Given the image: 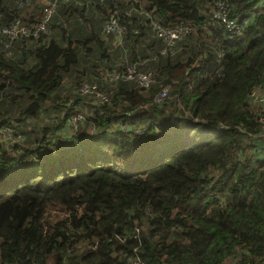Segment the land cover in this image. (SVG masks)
I'll return each mask as SVG.
<instances>
[{"label": "trees", "instance_id": "1", "mask_svg": "<svg viewBox=\"0 0 264 264\" xmlns=\"http://www.w3.org/2000/svg\"><path fill=\"white\" fill-rule=\"evenodd\" d=\"M215 1H57L46 32L0 33V129L21 135L0 138V264H264V0H220L248 20L234 37ZM44 3L0 0V27ZM153 23L190 31L163 52ZM131 67L149 89L106 79ZM82 82L108 96L87 115ZM52 204L68 219L48 224Z\"/></svg>", "mask_w": 264, "mask_h": 264}, {"label": "built area", "instance_id": "2", "mask_svg": "<svg viewBox=\"0 0 264 264\" xmlns=\"http://www.w3.org/2000/svg\"><path fill=\"white\" fill-rule=\"evenodd\" d=\"M57 1L69 0H45L43 9L41 11L40 20L34 24L23 22L22 19L16 18L11 24L5 27H0V33L7 36L10 40L24 37V36H38L40 33L48 30V24L55 10V3ZM103 1V0H101ZM28 3V0H20V5ZM212 18L224 26L225 31L231 36H238L242 33L244 26L248 23L246 18L237 20L229 17L228 5L224 1L217 0L214 2L212 9ZM156 36L164 43L163 52L172 48L175 43L181 40L189 31L188 25H178L173 27H163L158 23H153ZM123 27L120 25L117 18L111 15L103 25V32L105 34H115L120 42V36ZM9 44H6L7 48ZM106 79L110 82L118 80L134 81L138 87L147 90L155 82L151 72L138 71L135 68H128L125 72L113 70L106 74ZM80 94L91 98L93 104L103 105L108 102L107 94L100 88L97 83L82 82L78 88ZM168 94V88L163 87L154 96L155 103L163 102ZM250 100L261 107L262 116L260 121L263 126L260 130V137L264 141V85L254 88L250 93ZM83 120V115L75 113L70 117V126L75 130L79 122ZM0 138L8 143L19 142L21 140L20 134H13L10 129L1 128ZM133 264H143L140 260H134Z\"/></svg>", "mask_w": 264, "mask_h": 264}, {"label": "rangeland", "instance_id": "3", "mask_svg": "<svg viewBox=\"0 0 264 264\" xmlns=\"http://www.w3.org/2000/svg\"><path fill=\"white\" fill-rule=\"evenodd\" d=\"M109 42L112 43L110 40H109ZM112 55H114L113 52H112ZM90 56H91V58L93 60L96 59V57H95L96 54L94 52H92L90 54ZM100 73H101V71H97V73L96 74L94 73V75L95 76H99ZM86 75H88V74L87 73H83V74H78V75H74L73 76L75 78V87L78 85V83L80 81L88 80L89 79ZM83 105H84V107H83V109L80 112H82L83 114H86V115L87 114H91V112L95 108V106L93 105V102H92V99L91 98H89V100L83 98ZM66 135H67L66 132H61L60 133V132L56 131L54 136H58V138L56 139V141L59 143V142H62V141H64V140H66V139L69 138V136H66ZM67 216H68L67 212L59 204L49 205L47 207V209H46V212H45V220L50 225L55 224L57 222H60L62 220L68 219Z\"/></svg>", "mask_w": 264, "mask_h": 264}]
</instances>
